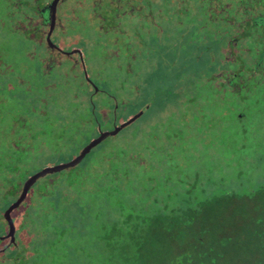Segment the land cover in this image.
<instances>
[{"label":"flooded vegetation","instance_id":"obj_1","mask_svg":"<svg viewBox=\"0 0 264 264\" xmlns=\"http://www.w3.org/2000/svg\"><path fill=\"white\" fill-rule=\"evenodd\" d=\"M197 4L141 42L101 31L94 0H0V264H101L124 216L264 173V0ZM253 72L243 99L224 82ZM177 117L205 132L186 138Z\"/></svg>","mask_w":264,"mask_h":264},{"label":"trees","instance_id":"obj_2","mask_svg":"<svg viewBox=\"0 0 264 264\" xmlns=\"http://www.w3.org/2000/svg\"><path fill=\"white\" fill-rule=\"evenodd\" d=\"M207 188L179 195V206L156 209L139 220L115 225L101 264H262L264 262V173L234 171L213 177ZM147 218V219H146Z\"/></svg>","mask_w":264,"mask_h":264},{"label":"snow or ice","instance_id":"obj_3","mask_svg":"<svg viewBox=\"0 0 264 264\" xmlns=\"http://www.w3.org/2000/svg\"><path fill=\"white\" fill-rule=\"evenodd\" d=\"M189 3L199 6L197 0H94L93 10L99 19L98 27L101 31L106 32L111 29V31L116 33V36L123 38L129 35L128 30L131 28L132 32L137 35L142 42L143 37L139 35V28L146 29L149 35L155 32L161 37L168 39L167 23L165 21V16L167 14L166 10L171 9L172 15L179 16L181 10L187 11ZM240 3H243V0H240ZM228 6L231 7V3H229ZM221 7H223V5H221ZM106 13L111 16L110 20L106 18ZM177 22L180 23L179 21ZM105 25H107V28ZM113 42L114 44L116 43V37L113 38ZM124 47L130 48L131 45L128 41H124ZM109 55L120 58L121 46L116 44V46L110 50ZM138 55L139 53L133 50L129 56V62L136 61ZM223 59L225 63H235L236 53L231 49H227L224 52ZM260 59L262 63H264V57ZM254 67L259 68L260 66L254 65ZM2 71H10V66L7 62L0 64V72ZM232 74L239 78L240 73L237 71V68L232 69ZM221 75H223V72ZM249 78L256 79V73L253 72L249 77L241 79L239 86L236 85V81L232 79V76H228L227 80L224 82L230 83L235 89L237 97L243 99L241 96V89L246 87V80ZM260 78H264V72L260 73ZM220 99L222 100L223 97H220ZM2 102L3 101H0V103ZM18 115L23 116V113H19ZM172 115L174 117L176 116L175 113ZM0 117H2V110H0ZM176 122L183 127L184 136L186 138H194V133L203 134L205 132V129L195 127L192 121L183 120L182 117H177ZM189 124H193V127H189ZM176 139H178V136L173 135L170 140H162L160 142L161 153L165 151L171 153L174 149H177L178 146L173 142ZM200 142L201 141L197 140V143ZM135 159L137 165L145 164V160L142 157H135ZM262 264H264V262H262Z\"/></svg>","mask_w":264,"mask_h":264},{"label":"rangeland","instance_id":"obj_4","mask_svg":"<svg viewBox=\"0 0 264 264\" xmlns=\"http://www.w3.org/2000/svg\"><path fill=\"white\" fill-rule=\"evenodd\" d=\"M178 242L175 241V240H170L168 241L167 238H166V241H165V250H166V253H165V261H168L170 264H172V256L169 255V250L172 251V250H176L178 248Z\"/></svg>","mask_w":264,"mask_h":264}]
</instances>
